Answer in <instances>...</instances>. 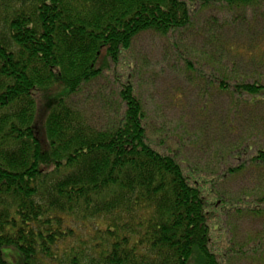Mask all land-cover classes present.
I'll use <instances>...</instances> for the list:
<instances>
[{
	"label": "trees",
	"instance_id": "trees-1",
	"mask_svg": "<svg viewBox=\"0 0 264 264\" xmlns=\"http://www.w3.org/2000/svg\"><path fill=\"white\" fill-rule=\"evenodd\" d=\"M145 34L169 41L196 87L198 129L213 116L211 142L237 137L223 155L213 146L211 175L149 140L132 62ZM187 34L204 36L196 61ZM263 69L264 0H0V264H222L233 249L217 255L213 221L246 203L210 204L211 185L264 168ZM92 91L116 112L107 120L87 111ZM261 187L247 207L262 221ZM258 243L264 257V233Z\"/></svg>",
	"mask_w": 264,
	"mask_h": 264
},
{
	"label": "rangeland",
	"instance_id": "rangeland-1",
	"mask_svg": "<svg viewBox=\"0 0 264 264\" xmlns=\"http://www.w3.org/2000/svg\"><path fill=\"white\" fill-rule=\"evenodd\" d=\"M238 29L241 30V27ZM187 37L188 34L182 41V49L186 47L188 49L187 54L196 61V49H202L203 45L200 42L204 40V36H200L201 38L197 42L196 37ZM171 48L172 46L166 38L145 34L137 40L132 49V57L135 59L132 58V62L136 61L134 65H139L143 68L139 71L140 74L137 76L135 87L141 99L145 102L146 110L149 113V140L160 144L162 150L167 152H174L176 149L180 150L181 159L186 162V166L190 167L194 173L197 170H201L205 174L211 175L212 173L209 172H216L219 168L217 161H211L212 153L210 154V151L213 146L217 147L216 151L220 147L221 149L218 152L223 155L226 147L234 140H237V137L227 138L223 136L225 137L224 141L211 142L212 134L221 125V119L213 116L208 117V121L203 123L197 118L198 129V126H196V99L198 93L196 87L186 81L178 72V69L181 68V63L176 62ZM122 67L120 66L119 70L124 74L125 70L121 69ZM119 70L118 73L121 75ZM130 71L132 72V70ZM249 71V66L241 68L242 73H249ZM263 71L264 69L261 70V72ZM122 81L125 83L126 78H122ZM103 82L101 84L112 89L113 82L110 86L109 82ZM114 89L117 90L116 87ZM93 91L87 111L91 117L96 118V121L107 120L109 116L104 115L105 110L111 113L116 112L114 109H107L105 107L106 103L101 102L102 94H97ZM108 94L112 97L110 90ZM112 101L118 109L120 99L117 94L112 97ZM199 130L208 132L206 142H199L208 149L205 154L196 153V139L198 138ZM249 133H253L256 138L260 130L255 127H249L247 130L246 126L237 127V136H245ZM227 163L233 164V161L230 160ZM260 186L264 188V168L256 169L255 166L254 169L248 167L241 175H237L234 178L228 176L223 178V181L211 185L213 192L216 193L210 197V204L221 199L222 202H226V207H228L229 204H236L238 199L241 198L246 203L244 208H242L245 211L244 213L239 214L237 211H232L229 215L224 216L222 212L224 224L220 223L219 225L216 220L213 221L214 227L217 224V231H214L213 234L215 242L213 248L217 251V255H220L228 244H231L233 249L231 254L228 253V257H224L222 264H264V257L261 253H257V246L260 244H257V238H260L264 233V220L255 219L248 212L251 210L247 207V204H252V200L258 197L260 193L258 187ZM213 212L218 214L221 211L216 209ZM17 253V249L11 248L3 251L5 259L10 263H13L12 256ZM192 264H196V260Z\"/></svg>",
	"mask_w": 264,
	"mask_h": 264
}]
</instances>
